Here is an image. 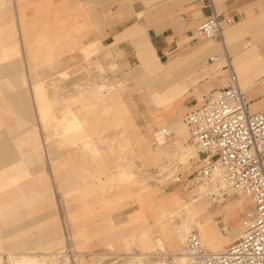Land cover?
Listing matches in <instances>:
<instances>
[{"label":"rangeland","instance_id":"rangeland-1","mask_svg":"<svg viewBox=\"0 0 264 264\" xmlns=\"http://www.w3.org/2000/svg\"><path fill=\"white\" fill-rule=\"evenodd\" d=\"M77 1L87 11L89 28L84 42L99 43L116 1ZM176 1L172 0V3ZM51 2L0 0L1 264H12L10 255L33 256L46 264L52 256L57 264H174L181 258L170 253L175 251V232L182 233L185 238L193 231L200 238L195 223L199 218L205 225L203 232L209 234L217 230L230 243L235 241L251 213L252 205L247 197L225 190L221 198L210 187H187L194 168L192 162L197 160V157H190L186 161L195 151L188 136L186 142L190 148L180 145L175 150L167 148V153L161 154L158 150L165 147L164 138L154 141L143 127L149 121L147 106L156 103L154 93H158L159 80L150 75L135 76L136 65L114 62L103 50L95 51L89 59H83L79 51H74L62 55L61 61L56 62L61 64L56 68L40 67L46 61H52L51 56L66 51L60 48L65 45L60 43V37H64L63 33L68 29L65 22L59 20L64 13L49 11L47 7ZM56 15H59L57 21L52 18ZM14 23L17 35L12 28ZM228 29L230 27L225 28ZM18 42L23 48L20 49ZM225 43L226 46L229 44L226 36ZM13 46L17 48L7 55L10 58L7 61L4 49ZM218 46L222 52L221 45ZM29 65L38 77L35 83L29 76ZM62 72L63 75L58 74ZM53 83H57L58 89L53 90ZM34 84L39 97L51 105L48 115L42 119L37 112V98L33 99L28 93ZM116 90L131 100V108L135 111L130 120L132 123L123 112V106H119ZM55 99H58L56 106ZM94 111L103 124L102 143L98 146L95 141V144L104 161L126 154L122 157L125 161L128 159L127 163L117 164L119 157L114 165L132 167L128 180H106L110 170L101 167V162L96 159L89 164L83 162L90 156V151L82 148L80 135L91 131L93 117L90 112ZM71 114L80 121L75 128L71 124ZM51 116L60 121L56 123ZM67 123L68 130L64 132L61 127ZM183 129L174 131L169 127L164 130L167 136L174 137L176 144L185 135ZM144 136L149 138V146L141 138ZM47 140H51L53 153L61 156V160L64 158L62 153L76 148L71 152L72 161L59 167L57 181L65 180L62 176L69 177L61 185L44 163L45 159L49 164ZM96 177L101 181L98 182ZM6 185L10 187L6 188ZM190 196L197 197L190 203L197 214L188 222L187 229L174 217L170 221L172 229L164 227L166 217H159L160 214L172 211L177 201L187 202ZM132 232L134 242L127 236ZM138 232L143 233L136 237ZM163 235L169 239L168 246L165 245L166 254L158 251ZM110 240L117 241V245L108 249L103 241ZM148 240L152 242L150 247ZM183 242L177 246V253L183 251ZM202 244L209 249L205 242ZM216 245V249L225 247L221 241ZM134 248H138V253L146 250L149 253L136 257L132 252Z\"/></svg>","mask_w":264,"mask_h":264},{"label":"crops","instance_id":"crops-1","mask_svg":"<svg viewBox=\"0 0 264 264\" xmlns=\"http://www.w3.org/2000/svg\"><path fill=\"white\" fill-rule=\"evenodd\" d=\"M55 1L57 0H52V4L47 8L52 13H64L60 19L57 18L59 15L52 18L56 21L63 20L69 30L63 33L64 37L62 35L60 37L62 40L60 43L65 44L60 48L66 51L51 56L54 68L61 64L56 62L61 61L62 55L73 53L75 50L81 55L87 52L83 59H89L95 51L103 50L114 62L136 65L135 76L150 75L160 81L156 85L158 93H154L156 103L154 106H147L146 115L149 121L143 126L154 141L164 138L165 147L161 149L157 145L159 153L165 154L167 148L175 150L180 145L190 148V144L186 142L188 136L186 127L179 118L180 112L186 109L183 110L184 116L198 108L201 105L203 91L223 86L228 78L225 61L222 58L210 61L211 57L221 54L219 43L214 39L194 36L196 26L211 12L207 7V0H177L174 3L172 0H115L116 3L111 8V18L104 26L99 43L84 42L89 25L86 7L83 4L77 0H63L64 3L58 4ZM210 2L216 14L228 16L233 20L232 24L222 30L224 40L226 36L229 41L227 46L225 43V48L249 111H258L264 107V0H210ZM227 27L230 29L225 30ZM115 95L119 106H123V112L130 121L135 112L132 110L131 100L120 90H116ZM90 115L93 117V123L91 131H86V134L92 147L98 150L95 141L98 146L102 143L103 124L98 118L97 111L90 112ZM113 120L118 121L114 116ZM175 123H180L185 131L184 137H180L181 141L176 144L173 143L174 137L164 136L166 134L164 129ZM133 127L135 130L138 129L135 124ZM141 138L149 146V138L147 136ZM197 156L195 148L194 154L188 156L186 161ZM119 157L120 155H117L112 160L104 162L111 169ZM77 164L81 166L82 163ZM59 170L58 168L54 173H60ZM62 182L64 180L60 179L57 184L61 185ZM9 187L6 185V188ZM205 187L216 190L218 196L223 197V194L213 186ZM248 201L250 202L249 199ZM109 243L113 248L117 245L115 240L103 241L108 249ZM134 250L135 248L133 253ZM136 251L139 252L138 248Z\"/></svg>","mask_w":264,"mask_h":264},{"label":"built area","instance_id":"built-area-1","mask_svg":"<svg viewBox=\"0 0 264 264\" xmlns=\"http://www.w3.org/2000/svg\"><path fill=\"white\" fill-rule=\"evenodd\" d=\"M207 7L211 12L196 26L194 36L221 45V54L210 61L222 58L228 78L223 86L203 94L201 105L182 117L198 155L187 187L216 183L249 198L252 209L230 245L210 251L191 232L183 251L190 264H264V107L249 111L227 55L222 30L233 20L216 14L210 0Z\"/></svg>","mask_w":264,"mask_h":264},{"label":"bare ground","instance_id":"bare-ground-1","mask_svg":"<svg viewBox=\"0 0 264 264\" xmlns=\"http://www.w3.org/2000/svg\"><path fill=\"white\" fill-rule=\"evenodd\" d=\"M18 19V17L16 18V20ZM12 28H14V31L17 35V25L16 23L13 24ZM236 34V33H235ZM147 36V35H146ZM22 43V42H21ZM19 46H20V49L21 47L23 48V46H21V44L18 42ZM74 47V46H73ZM17 46H13V47H7L4 49V54L6 55H9L11 53H13L14 49H16ZM20 51V54H21V50ZM76 51V50H75ZM87 53V52H86ZM86 53L82 54L81 57L83 58ZM73 55V54H72ZM78 55V54H77ZM7 61L10 60V58H6ZM176 62V60H175ZM21 65H23V61L21 59ZM171 65V64H170ZM168 66V65H167ZM40 67L44 68V69H50L52 67H54L53 65V61H46L45 63H43L42 65H40ZM28 68V67H27ZM32 68L33 66L29 65V76L32 77V81L35 83L37 82L38 80V77L36 76L35 72L32 71ZM167 69H170V68H167ZM25 70V68H24ZM34 70V69H33ZM26 72V71H25ZM25 72H24V80L26 82V75H25ZM59 75H63L64 72L62 73H58ZM14 76V75H13ZM53 90L55 89H58V85L57 83H53ZM28 93L32 94L33 95V99L34 97L37 98V112H38V115H39V118H45L47 115H48V110L50 109L51 105H49L48 103L44 102V100L42 98L39 97V93L36 91V87H35V84L34 86L31 87L30 90H28ZM58 105V99H55V106ZM172 109V108H171ZM178 110V108H177ZM72 115V114H71ZM53 121H55L56 123H58L60 120L54 116H51L50 117ZM70 123V122H69ZM71 124L74 125V128L77 127L79 124H80V121L77 120V118L72 115L71 116ZM68 123L67 125H62V130L65 132L68 130ZM171 128L175 131V130H179L181 128V130L183 129L182 125L179 123V124H173L171 125ZM73 129V128H72ZM184 131V129H183ZM66 134V133H65ZM69 134V133H68ZM81 134V132H80ZM64 135V133H63ZM62 136V135H61ZM81 136V139H83V142H82V148H86L87 150L90 151V156L88 157V159L86 160H83V162H86L85 164H89L92 160L96 159L98 160L99 162H101L100 166L103 167L104 169H107V170H110V173L106 176V180H109V181H114V180H128L129 177L131 176V169L132 167L129 166V165H126V166H123V165H120V166H117V165H114L113 168L110 169V167H108L103 158L101 157V155L99 154L98 150L91 147L92 144H91V141L89 140L86 132H82V134L80 135ZM60 137V136H59ZM79 138V137H78ZM47 143H48V146H49V151L47 152V160L49 162V164L47 165L46 162H45V159H44V148L42 146V143L40 141V146H41V149L43 151V159H44V163H45V166L47 167V169L50 170V172L53 174V176L55 177V179H59L58 177V174H55L57 169L59 167H63L65 166V162H68L70 160V155H72V151L73 150H76V148L74 149H71L70 151H67V152H64L62 153L63 155V159H59V157L61 156H58V154H55L53 153L54 151V146L51 142V140H47ZM74 147V146H73ZM79 150V149H78ZM54 155V156H52ZM124 157H126V154L122 155ZM120 156V159L119 161H117V164L120 163V164H125L127 163L128 159L125 161L123 159V157ZM55 162V163H54ZM55 172V173H54ZM55 174V175H54ZM65 180L67 181L69 179L68 176H62ZM96 180L99 182L101 181L99 178L96 177ZM200 186H213L214 188H216L217 190H219L221 192V194H224L225 192V188L221 185H218L216 183H209V184H206V185H200ZM199 186V187H200ZM199 189V192L200 190H202V187L201 188H198ZM199 192H197V194H199ZM246 197V196H245ZM197 197H193V196H190L188 199H187V202H180V201H177L175 207L171 208L172 211H169L167 213H164L162 212L160 214L159 217H166V222H164V227L166 226L167 229H172V226L170 224V221L173 220L172 218L174 217V219L176 221H179L180 222V225L182 227H184V229H187V224L189 221L193 220V218L195 217L194 215H196V209L194 208V206H191L190 203L194 202ZM249 199V198H247ZM250 200V199H249ZM251 202V201H250ZM175 208V209H174ZM240 209L241 206L239 207ZM196 211H195V210ZM224 209V208H223ZM227 209V208H226ZM163 220V219H162ZM195 223L197 224V231L199 232V235H200V238L197 234V232H195L198 236V239L200 241V243L202 244V242H205L207 245H208V248L211 249L210 251L214 250V251H218V250H221L223 248L226 247V245L228 246V244L230 243V240L226 237V236H223V234H221L219 231L215 230L213 232H210L209 234L203 232L204 229H205V225L203 224V221L202 219L200 220V218L198 220L195 221ZM193 231H190L189 233H187V235L185 236V238ZM143 232H138L135 236L138 237L139 235H141ZM241 234V232H239V235ZM130 239L131 242H134V232L130 233L129 235H127ZM164 236V235H163ZM174 239H176V244H175V251L172 253L170 252L171 254H177V256H181V258L179 260H177L176 262L174 261V264H177V262H179L180 264H188V259L186 257V255L184 254V251H182L181 253H177L176 251L178 250V245L184 240L185 241V238H184V235L178 231L175 232L174 234ZM168 237H162V239L159 241L160 244L158 245V251H160L162 254H166L165 253V245L168 246V242H169V239H167ZM201 239V240H200ZM202 241V242H201ZM218 241H221L222 245L225 246V247H222V248H219V249H216L217 247V242ZM184 244V242H183ZM231 244V243H230ZM229 244V245H230ZM203 245V244H202ZM107 246L111 249L113 248V245L111 243L107 244ZM147 246L150 247L152 246V242L150 240L147 241ZM204 246V245H203ZM177 248V249H176ZM149 251H145L144 253H138L136 251V249L134 250V255L137 257V256H143V255H146L148 254ZM11 261H12V264H46L44 260L42 261H39L37 260L35 257L33 256H14V255H10L9 256ZM43 259V258H42ZM0 261H1V255H0ZM1 264V262H0ZM49 264H57L56 263V260H55V257L52 256L49 258ZM154 264H163L161 262H155ZM190 264V263H189Z\"/></svg>","mask_w":264,"mask_h":264}]
</instances>
